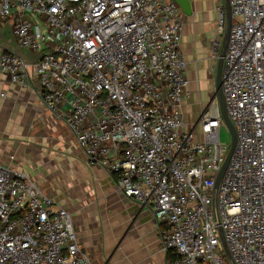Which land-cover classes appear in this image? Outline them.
I'll return each mask as SVG.
<instances>
[{"label": "built area", "instance_id": "2783aa9c", "mask_svg": "<svg viewBox=\"0 0 264 264\" xmlns=\"http://www.w3.org/2000/svg\"><path fill=\"white\" fill-rule=\"evenodd\" d=\"M232 27L223 89L237 142L230 149L212 103L190 128L191 95L175 0H0V28L38 57L0 41V75L39 86L90 165L115 174L120 192L154 211L166 264H264V0H229ZM223 3V1H222ZM226 23L218 7V62ZM5 43V42H4ZM200 129H199V127ZM0 264H95L69 210L24 172L0 162Z\"/></svg>", "mask_w": 264, "mask_h": 264}, {"label": "crops", "instance_id": "0c3cea01", "mask_svg": "<svg viewBox=\"0 0 264 264\" xmlns=\"http://www.w3.org/2000/svg\"><path fill=\"white\" fill-rule=\"evenodd\" d=\"M191 4L192 14L183 12L181 40L190 87L209 84L216 71L210 44L220 5ZM36 83L22 86L0 75V162L35 179L69 210L95 264H166L172 251L163 248L153 209L125 197L108 169L88 163L65 122L43 105Z\"/></svg>", "mask_w": 264, "mask_h": 264}, {"label": "water", "instance_id": "95a60500", "mask_svg": "<svg viewBox=\"0 0 264 264\" xmlns=\"http://www.w3.org/2000/svg\"><path fill=\"white\" fill-rule=\"evenodd\" d=\"M179 6L181 7L182 11L187 14L191 15L192 14V4L191 0H175ZM223 1V6L226 12V23H225V29H224V34L222 38V45H221V50H220V58L217 62V67H216V74H215V86H216V94L215 97L217 99V105L218 109L220 111V114L224 120L225 126L231 133V140H230V149L229 152L226 156V159L221 166V169L217 175L216 179V184H215V192H214V209H215V214L217 221L219 222L218 219V212H217V206H216V193L217 189L221 180L222 175L224 174L227 165L229 163V160L233 154V151L236 146L237 142V133L234 124L232 123L228 112H227V106H226V101H225V94H224V89H223V67H224V56L226 54L227 48H228V43H229V38H230V31L233 23L232 19V10H231V5L229 0H222ZM219 234L222 242V246L224 248L225 255L229 261L230 264H235V261L227 247V243L224 238L223 230L221 227H219Z\"/></svg>", "mask_w": 264, "mask_h": 264}, {"label": "rangeland", "instance_id": "374dc122", "mask_svg": "<svg viewBox=\"0 0 264 264\" xmlns=\"http://www.w3.org/2000/svg\"><path fill=\"white\" fill-rule=\"evenodd\" d=\"M217 2L223 5L222 0H217ZM10 26L11 22L5 24L2 28H0V41L7 42L9 46H16L17 49H12L18 51L20 50L22 53L18 51L17 52L23 55L29 61L33 60L35 57L37 58L38 55L36 54V52L27 50L15 42L13 34L10 32ZM215 74L216 71L213 73L209 84H192L190 87L191 95L183 106V115L190 128L196 126L202 114L209 109L212 103H217V99L215 97ZM220 137L222 142H230L231 133L226 126H223L221 128Z\"/></svg>", "mask_w": 264, "mask_h": 264}, {"label": "trees", "instance_id": "16d2710c", "mask_svg": "<svg viewBox=\"0 0 264 264\" xmlns=\"http://www.w3.org/2000/svg\"><path fill=\"white\" fill-rule=\"evenodd\" d=\"M112 175H113V177L115 178V174L114 173H112ZM173 257V253H172V255L170 256V258H172Z\"/></svg>", "mask_w": 264, "mask_h": 264}]
</instances>
